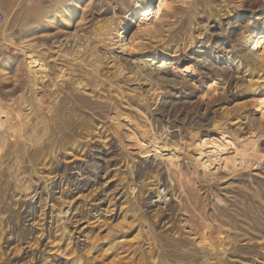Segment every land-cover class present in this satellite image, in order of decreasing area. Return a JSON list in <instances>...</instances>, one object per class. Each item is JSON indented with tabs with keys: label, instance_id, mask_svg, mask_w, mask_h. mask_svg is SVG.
Masks as SVG:
<instances>
[{
	"label": "rangeland",
	"instance_id": "374dc122",
	"mask_svg": "<svg viewBox=\"0 0 264 264\" xmlns=\"http://www.w3.org/2000/svg\"><path fill=\"white\" fill-rule=\"evenodd\" d=\"M88 1H74L77 28L70 32L85 30L94 39L95 27L115 17L110 10L102 14L114 0L96 2L92 17L83 14ZM26 2L0 0V30L6 35L5 46L0 45V108L8 111L0 139L13 130L21 136V148L0 164V264H264V117L257 107L264 103V61L245 57L244 43L254 29L264 27V14L253 16L264 0H173L176 15L164 17L171 36L143 32L135 40L139 49L134 53L150 62L162 44L178 48V54H170L188 66L195 85L135 91L128 71L115 70L120 43L111 35L100 37L95 51L105 77L104 122L92 117L97 105L81 114L71 98H63L57 115L48 113L45 106L54 99L42 90L53 88L49 79L36 98H29L20 48L28 40ZM131 22L121 17L114 26L127 35L134 29ZM41 26L33 37L37 40L45 34ZM59 26L53 33L68 35ZM82 69L88 67L77 68L74 79L85 80ZM250 79L258 82L256 91L249 88ZM222 132L234 134L239 147L254 141L258 154L243 165L238 161L234 170L217 161L211 167L217 177L210 176L197 163L191 143ZM152 134L174 140L179 152L167 151L174 161L156 159ZM53 173L57 188L47 206L32 197L43 188L42 178ZM69 206V218L57 214ZM204 228L217 249L193 244ZM222 231L232 240L224 254L219 251ZM213 250L221 253L215 259Z\"/></svg>",
	"mask_w": 264,
	"mask_h": 264
},
{
	"label": "bare ground",
	"instance_id": "6f19581e",
	"mask_svg": "<svg viewBox=\"0 0 264 264\" xmlns=\"http://www.w3.org/2000/svg\"><path fill=\"white\" fill-rule=\"evenodd\" d=\"M74 1H76V0H67L66 4H62L61 2H59V0H27V2L25 3L26 18H27V24L29 27V29L27 30V34H26L28 40L24 44H22L21 47L20 46L19 47L22 50L23 67L27 71V74H28L27 78H28V90L29 91L28 90L27 91L29 92V95H30L29 98L30 99L36 98L38 89L40 88V90H42V88H43L42 84L46 81V79H49L53 88H51L50 90H46V89L42 90L43 94H47L48 96H50L51 98L54 99L52 102H48L45 106V109L48 111V113H51L53 115H57L59 109L62 106L63 98H71L72 101L74 102V104L76 103L75 104L76 106L78 105L81 107L80 108L81 114H84V112L86 110H89V113H91L92 112L91 106L97 105L98 111L92 113V117L95 116L100 122L103 121V118L105 117V77L103 75H101V73L99 72V66L100 65L96 66V63L99 61V57H97V54L95 51V48H96L95 43L98 42L97 40H100V37L107 36V35H111L113 39H117L118 42L120 43V48H122V50H123L122 54L114 57V62H115L116 67H117V69H115V70L121 71V70L126 69L128 71L129 76L127 75L128 76L127 82L132 83L133 88L132 87L131 88L134 89L135 91L140 90L142 92H145V94H146V93L151 92L154 88L157 89V88H160L161 86H169V87H174V88L180 87L181 88V87H186L189 85H195V84H192V83H194L193 78L191 79V77L193 75L189 73L188 66H186L185 64L181 65V64L177 63L178 59L176 57L171 56V54H170L171 52L177 53V51H178V48H175V46L171 47L169 45V47H168V44H165V43L162 44L161 47L158 49L159 55L156 56V59L154 62H150L149 60H146L147 58L145 57V55H144V57H142V56L139 57V56H137V54L134 53L135 49L137 48V47L135 48V44H134L135 40L137 38H139L140 34L143 32L145 33L146 36H147L146 33H148L149 35L150 34H156L159 37L165 36V35H166V37L171 36L172 31L169 30V28H166L168 25L166 24L164 17H165V14H168L170 16L176 15L177 7H175L173 5L174 4L173 0H114V3L111 4L110 8L105 10V12H103L102 14L105 15V13H107L108 10H110V12L112 11V15L115 17L112 16L113 18H111L109 20V22H105V24L95 27V29L93 30V32L95 33L94 39L93 38L90 39L89 36H87V32L85 30L80 29V30H76V31L74 30L75 32H70L71 27L77 28V25L74 24L75 23L74 21H76L74 19H76V15L78 13V11H77L78 8H77L76 4H74ZM104 1L105 0H90V2L88 1L89 3L87 2V4H86V9H88V10L84 11L83 14H89V15H91V17L95 16V13L93 14V12H94V7L96 6V2H104ZM155 2H156V4H155ZM155 5H157V6L155 7ZM80 6H81V4H80ZM102 6H104V5H102ZM239 7H241V5ZM113 8H115V10ZM253 14H254L253 16H257V18L259 19L258 16H262L264 14V7L263 6H262V8L259 7V9H257ZM103 17H105V16H103ZM121 17H124V19H126V20L132 21L130 24V27L132 26V28H134V29L131 32H129L127 35H125L123 32H120L119 30H117L116 27L114 26L115 20L120 19ZM96 23H98V22H96ZM59 24L62 26L64 25L63 31L69 32L68 35L60 34V33H53V31H52L53 28L60 27ZM86 24L87 23H85L84 25H86ZM41 25H44L43 27H45V34L40 35L39 37H42V38L37 40L36 37L35 38H33V37H34V35L36 36V34L39 35V33H40L39 28L42 27ZM120 25H122V24H120ZM122 29H124V28H122ZM204 30H205V28L200 29V31L198 33V38L203 37V31ZM54 32H56V31H54ZM81 32H83V34ZM152 36L155 37V35H152ZM154 37H153V39H154ZM192 38H194V37H191L190 40ZM160 39H161L160 41H162L163 38H160ZM73 40H74V42H73ZM5 41H6L5 32H3V30H0V45L2 46L4 44V46H5ZM118 42H116V43H118ZM191 42H193V39L191 40ZM244 43H245V50L248 51L246 56L244 55L245 57H247L249 60L253 61L254 63H260V62L264 61V27L254 29L250 34H248L245 37ZM15 45H17V44H14L13 46H15ZM138 49L139 48H137L136 50H138ZM169 50H170V52H169ZM52 53H54L57 56V58L53 59L51 62L50 57H52ZM87 55L90 57L88 62H86V60H85V58H87ZM115 55H116V53H115ZM96 57H97V59H96ZM111 60H112V58H111ZM93 64H94V67H90ZM111 66H112V64H111ZM84 67L85 68L88 67V69L90 70V72H89V71H87L88 69H86V70L82 69V70H84L83 73L85 74V80L74 79V73H76L77 68H84ZM107 80H109V79H107ZM261 80H263V78ZM110 81H112V80H110ZM249 82H251V84L248 85L249 88L256 91L255 89H257L256 85L258 84V82L257 81L252 82L251 79ZM40 84H41V86H40ZM111 84H112V82H111ZM65 86H69L71 89L66 88ZM112 86H113V84H112ZM116 87L117 86H115V88ZM111 88H114V87H111ZM101 91H104V93H102ZM123 92H125V90ZM124 95L125 94L123 93V96ZM119 96H121V95H119ZM147 97L144 96L143 98L145 99ZM39 99H40V97H39ZM130 101H128V102H130ZM113 102H114V100H113ZM257 107H258V111H259L260 115L264 117V103H259L257 105ZM39 111H40V109H39ZM20 113H21V111H20ZM3 115L8 116V111L5 108H3V106H2V108H0V129L2 128V130L4 129L3 126L6 123V121L3 120V118H2ZM24 115L26 116V113ZM119 116H117V115L115 116V121L117 123H122L123 117L121 116L122 117V119H121ZM10 120H8V121H10ZM25 122H26V120H25ZM63 124H65V123H63ZM123 124H125V122ZM8 130H9V128H8ZM11 131L12 130L10 129L9 132H11ZM151 131H153V130H151ZM165 131H167V130H165ZM4 132H1V133H4ZM22 132H23V130H22ZM153 133L155 134V132H153ZM154 134H152V136H154V137H151V138H153L152 144L154 145V147H156V151L153 150L156 152V154L154 153L156 159L158 161L159 160L160 161L166 160V161H170V162L174 161L175 159L173 158V156H171L167 152V151H170L171 148H175L174 140L171 139V137H165V138L158 137V138H156ZM150 135H151V133H150ZM167 135H165V136H167ZM20 137L21 136L18 137L16 135V130L15 131L13 130L12 134H10L8 137H2V139H0V164H3L6 160V158L8 157V155L14 153L13 151H16L17 149L21 148ZM37 137H39V136H37ZM25 138L26 137H24V139ZM29 139H32V138L29 137ZM249 140H250L249 143H251L252 139H249ZM38 141H39V139H38ZM237 141L240 142V140H238V138L235 137L234 134L229 135V134L222 132L219 136H215V135L211 134L208 136L206 135L202 138H198V139L196 138L195 144L194 143H191V144L196 145V150L198 152L197 163L202 167V169L204 170L205 173L210 174V176H211V174L214 172V170L212 172L211 167L217 161L218 162L221 161L223 164H225L226 167L232 168V170H234L237 167L238 161H240V164L243 165L245 163L250 162V158L252 156H255L256 153L258 154L257 146L255 143H253L254 141L250 145L246 144V142H245L243 144L244 145L243 147H241L242 145L240 146L241 148L238 146V144L236 146ZM37 143H39V142H37ZM231 146H234V147L231 148ZM150 147H151V145H150ZM164 147L166 149L163 150ZM176 150H178V149H176ZM147 152H149V150L148 151L146 150V153ZM177 152H179V150ZM46 155H47V153H46ZM151 156H153V155H150L149 157H151ZM259 156H260V154H259ZM218 158H219V160H218ZM46 160H48V159L46 158ZM163 163H165V162H163ZM20 165H22V164H20ZM160 165H161V163H160ZM226 167L224 169H228ZM2 171H3V169H2ZM10 172H11V170H10ZM207 176H209V175H207ZM42 180H43L42 182H44L43 188L40 189V191H36V193L33 195L32 198L33 199L37 198L41 204L47 205V204H50L51 198L54 195V190H55V187L57 185L56 184L57 179H56V175H54V173H53V175L49 174V175L43 177ZM221 181L222 180H220V183H221ZM60 194H62V193H60ZM81 200H82L81 202L83 203V199H81ZM63 201H65V200H63ZM63 201L61 200V204H64ZM111 202H112V198H110V200H109V206H110ZM54 204H55V202H54ZM52 206H53V204H51V207ZM73 206H74V204H73ZM71 207L72 206L67 207L66 210L63 209V207H62L61 211L59 209L60 213H57V214H59V216L60 215H63V216L66 215V217L69 218V214H71L70 212L72 211ZM108 209H109V207H108ZM110 210L111 209H109V211ZM61 212H63V214H61ZM212 225H214V224H212ZM207 226H205L206 229H207ZM205 228H204V230L199 232V234H197L198 236L195 239L193 238L194 239L193 244L196 245L197 247H199V249H201V250L206 249L208 246H211V248L212 247L216 248L213 245L214 242L212 240L211 233L209 231L206 232ZM230 240H231L230 236L224 235L223 231L220 232V236H219L220 248H219V251L222 254H224L225 251H227L226 249L228 248L227 246L230 244ZM176 242H178V241H176ZM231 242H232V240H231ZM219 251L216 254V251L214 252V250H213L212 251V258H213V256H214V259L216 257H218L221 254ZM186 254L190 255L192 253L188 252ZM218 261H220V260H218Z\"/></svg>",
	"mask_w": 264,
	"mask_h": 264
},
{
	"label": "built area",
	"instance_id": "2783aa9c",
	"mask_svg": "<svg viewBox=\"0 0 264 264\" xmlns=\"http://www.w3.org/2000/svg\"><path fill=\"white\" fill-rule=\"evenodd\" d=\"M3 18H4V14L0 13V24H1L2 20H3Z\"/></svg>",
	"mask_w": 264,
	"mask_h": 264
}]
</instances>
